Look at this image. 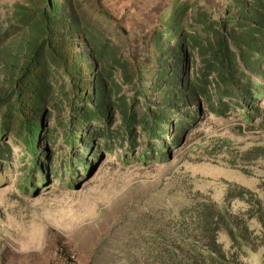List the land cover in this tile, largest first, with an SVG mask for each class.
<instances>
[{
  "label": "rangeland",
  "instance_id": "374dc122",
  "mask_svg": "<svg viewBox=\"0 0 264 264\" xmlns=\"http://www.w3.org/2000/svg\"><path fill=\"white\" fill-rule=\"evenodd\" d=\"M30 2L34 0H0L2 103L31 42L28 35L9 27L16 7ZM178 2L188 6L184 26L201 13L210 20L237 14L229 12L231 1L226 0H101L103 10L126 30L118 39L110 37V49L117 56L137 58L145 70L158 68L159 52L152 36L162 29L161 16ZM190 52L195 54L196 49H188L185 55ZM196 58L189 56L185 63L190 78ZM144 72L145 82L151 81L153 72ZM249 79L259 86L247 90L244 111L229 104L227 96L221 103L213 97L211 104L199 99L198 108L179 113L181 119L171 117L160 151L157 139L150 140L138 129L129 132L126 142L117 129L123 126L118 111L108 126L110 136L95 135L74 153L63 149L61 137L53 142L46 139L40 147L45 152L39 167L27 161L22 146L1 135L0 264H50L57 248L79 262L85 259L86 264H142L135 246L141 242L146 218L159 211L177 215L198 197H207L241 218L253 214L248 225L264 243V95L257 96L264 92V76L249 74ZM117 97L125 101L124 108L140 102L128 84L113 99ZM136 109L141 113V105ZM48 111L45 122L52 124L56 113ZM63 154L77 158L69 168L63 164L64 157L57 165ZM231 185L248 191L246 198L228 200L225 193ZM219 241L226 250L230 248L226 231L220 232ZM246 264H264V246L250 253Z\"/></svg>",
  "mask_w": 264,
  "mask_h": 264
},
{
  "label": "trees",
  "instance_id": "16d2710c",
  "mask_svg": "<svg viewBox=\"0 0 264 264\" xmlns=\"http://www.w3.org/2000/svg\"><path fill=\"white\" fill-rule=\"evenodd\" d=\"M226 1H231L227 9L236 11L235 16L210 20L201 13L184 26L186 2L164 13L162 29L152 36L159 52L154 70H145L137 58L117 56L110 49V37L118 39L126 30L103 10L101 0H34L17 6L9 29L13 25L31 42L11 79L8 99L2 103L5 98H0V136L8 135L13 144L22 146L27 161L39 167L45 152L40 147L46 139L53 142L61 137L63 149L74 153L95 135L110 136L108 126L116 111L123 124L117 129L126 142L129 132L138 129L150 140L157 139L159 151L171 117L181 119L179 113L198 108L199 99L211 104L213 97L221 103L227 96L229 104L244 111L247 90L259 86L249 74L264 76V0ZM188 49H196V55H185ZM189 56L197 57L193 78L185 65ZM144 71L153 72L151 81L145 82ZM125 84L141 103L124 108L121 97L113 99ZM48 108L56 113L52 124L45 122L50 117ZM93 129L96 132L89 133ZM73 155L72 159L70 154L59 156L57 165L64 157L63 164L69 168L71 160L77 159ZM248 193L231 185L225 195L228 200H244ZM244 215L241 218L207 197H198L177 215L150 214L135 251L142 264H246L249 254L264 243L248 225L254 215ZM223 230L231 240L228 250L219 241Z\"/></svg>",
  "mask_w": 264,
  "mask_h": 264
},
{
  "label": "built area",
  "instance_id": "2783aa9c",
  "mask_svg": "<svg viewBox=\"0 0 264 264\" xmlns=\"http://www.w3.org/2000/svg\"><path fill=\"white\" fill-rule=\"evenodd\" d=\"M50 264H80V262L73 254L67 253L62 248H57Z\"/></svg>",
  "mask_w": 264,
  "mask_h": 264
},
{
  "label": "crops",
  "instance_id": "0c3cea01",
  "mask_svg": "<svg viewBox=\"0 0 264 264\" xmlns=\"http://www.w3.org/2000/svg\"><path fill=\"white\" fill-rule=\"evenodd\" d=\"M81 261H80V264H86L85 259H82Z\"/></svg>",
  "mask_w": 264,
  "mask_h": 264
}]
</instances>
